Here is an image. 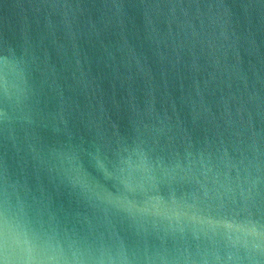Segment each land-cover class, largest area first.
I'll return each instance as SVG.
<instances>
[{"label":"water","instance_id":"95a60500","mask_svg":"<svg viewBox=\"0 0 264 264\" xmlns=\"http://www.w3.org/2000/svg\"><path fill=\"white\" fill-rule=\"evenodd\" d=\"M5 226L41 264H264V0H0Z\"/></svg>","mask_w":264,"mask_h":264},{"label":"clouds","instance_id":"9594fccd","mask_svg":"<svg viewBox=\"0 0 264 264\" xmlns=\"http://www.w3.org/2000/svg\"><path fill=\"white\" fill-rule=\"evenodd\" d=\"M7 80L4 87L7 88ZM0 264H41L36 250L26 237H20L5 226L0 235Z\"/></svg>","mask_w":264,"mask_h":264}]
</instances>
